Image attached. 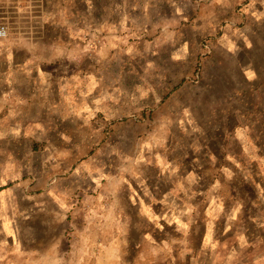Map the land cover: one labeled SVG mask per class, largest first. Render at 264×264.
Masks as SVG:
<instances>
[{"label":"rangeland","instance_id":"1","mask_svg":"<svg viewBox=\"0 0 264 264\" xmlns=\"http://www.w3.org/2000/svg\"><path fill=\"white\" fill-rule=\"evenodd\" d=\"M0 25V264H264V0Z\"/></svg>","mask_w":264,"mask_h":264},{"label":"built area","instance_id":"2","mask_svg":"<svg viewBox=\"0 0 264 264\" xmlns=\"http://www.w3.org/2000/svg\"><path fill=\"white\" fill-rule=\"evenodd\" d=\"M8 37V28L5 25H0V40H4Z\"/></svg>","mask_w":264,"mask_h":264}]
</instances>
